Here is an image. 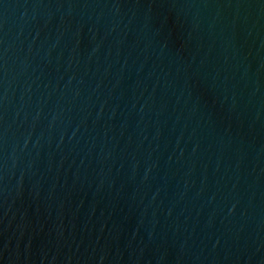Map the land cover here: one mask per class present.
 Wrapping results in <instances>:
<instances>
[{"label": "water", "instance_id": "water-1", "mask_svg": "<svg viewBox=\"0 0 264 264\" xmlns=\"http://www.w3.org/2000/svg\"><path fill=\"white\" fill-rule=\"evenodd\" d=\"M0 264H264V0H0Z\"/></svg>", "mask_w": 264, "mask_h": 264}]
</instances>
